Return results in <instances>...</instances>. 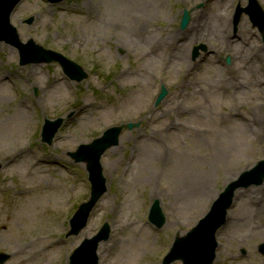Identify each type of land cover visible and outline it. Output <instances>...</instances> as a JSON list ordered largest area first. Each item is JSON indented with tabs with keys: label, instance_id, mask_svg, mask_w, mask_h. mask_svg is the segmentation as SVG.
<instances>
[{
	"label": "rangeland",
	"instance_id": "374dc122",
	"mask_svg": "<svg viewBox=\"0 0 264 264\" xmlns=\"http://www.w3.org/2000/svg\"><path fill=\"white\" fill-rule=\"evenodd\" d=\"M256 1L264 11V0ZM248 3L22 1L11 20L21 43L32 39L36 46L62 54L87 77L76 82L55 62L20 67L17 50L0 43V143L22 144L26 152L16 158L17 149L9 157L0 150L3 264H68L80 243L105 224L110 233L98 246V264L101 245L107 264H161L173 239L264 161V135L253 123L254 108L264 107L263 38L247 15L234 24L237 5L246 9ZM138 5L142 19L129 13ZM184 10L191 11L190 20L180 30ZM148 32L163 44L131 47L130 39L147 41ZM195 47L205 51L199 50L192 61ZM21 103L29 114L23 123L16 116ZM57 119L62 122L51 145L42 143L44 121ZM19 124H24L22 134ZM129 125L134 128H123ZM112 127L123 130L118 144L101 159L106 192L86 226L68 236L72 216L90 197L85 165L70 154ZM155 148V158L148 157ZM182 168L208 183L207 198L179 192ZM250 189L257 191L246 198ZM233 196L216 236L213 264H264L259 252L264 220L258 218L264 212L253 209L264 208V178L263 185H241ZM155 202L165 219L160 229L147 219ZM240 215L246 216L245 223Z\"/></svg>",
	"mask_w": 264,
	"mask_h": 264
},
{
	"label": "water",
	"instance_id": "95a60500",
	"mask_svg": "<svg viewBox=\"0 0 264 264\" xmlns=\"http://www.w3.org/2000/svg\"><path fill=\"white\" fill-rule=\"evenodd\" d=\"M20 1L21 0H0V41H4L18 49L22 65L27 63L57 62L68 75L72 76V78H75L77 81L85 78L84 74L83 76L81 75L80 69L62 55L44 50L36 46L32 41L28 42L26 45L20 43L16 30L10 25L9 21L10 14ZM47 1L49 3H57L63 0ZM262 17H264V14ZM188 21L189 15L187 12H184L180 28L184 29ZM260 27L261 30L264 28L261 24ZM197 53L196 49L193 56L195 57ZM164 95L165 91L163 90L159 95V99H162ZM61 122V120L45 122L42 134L44 142L50 144ZM123 128L130 129L133 128V126L129 125ZM123 128L116 127L108 129L102 137L94 140L89 145H81L78 150L71 155L76 162L86 163L91 185V194L88 202L81 204L72 218L69 235H77L86 226L90 212L100 197L106 192L100 159L107 149L118 144V138ZM263 177L264 161L260 162L251 172L244 174L238 185L234 184L226 188L218 200L214 202L209 213L184 237L175 239L163 264H170L174 261H181L182 264H212L217 246L215 234L225 223L226 212L231 205L234 191L241 188V185L244 187L252 184L258 185L262 182ZM149 220L158 228L164 224V217L158 202H155L152 206ZM108 235L109 227L105 224L95 237L82 242L71 255L69 264H97V247L100 242L108 239ZM4 259L5 256L3 257L0 255V263H2Z\"/></svg>",
	"mask_w": 264,
	"mask_h": 264
},
{
	"label": "bare ground",
	"instance_id": "6f19581e",
	"mask_svg": "<svg viewBox=\"0 0 264 264\" xmlns=\"http://www.w3.org/2000/svg\"><path fill=\"white\" fill-rule=\"evenodd\" d=\"M140 10H143V8L141 7V5H138L137 6V8H134V10L133 11H131V12H129V13H132V14H134L137 18H139V19H142V17L140 18V14H141V12H140ZM145 17H146V15H145ZM110 19H112V17L110 18ZM226 28H229V26H227ZM226 28L224 29L225 31H226ZM224 30H222L221 32L222 33H224L225 34V31ZM149 33V35L151 36L150 37V39L149 40H147V41H144V40H141V39H130L131 41H129V44L131 45V47L132 48H135L136 47V44H137V42H140V44H142V43H145V44H148V43H150V46L152 47V46H155V47H157L158 46V44L159 45H162L163 43L160 41L159 42V40H157V37L156 36H154L153 34H152V32H148ZM148 35V36H149ZM75 40V39H74ZM35 75H38L37 73L35 74ZM125 75V73H123L121 76H124ZM215 83L216 82H213L212 83V85H211V88L215 85ZM215 87V86H214ZM259 96H261L262 97V95H261V92H259V95H258V97H257V99H256V101L257 100H259V99H261V97H259ZM0 100H2V99H0ZM142 103V101H140V103L139 104H141ZM25 105V104H24ZM257 107V106H256ZM19 108L21 109V110H19V111H17V114H16V116H17V119H18V121L19 122H21V123H23L24 121H25V119H26V116L27 115H29L28 113H27V110H24V109H22V103L19 105ZM257 109H258V112H257ZM257 109L256 108H254V110H255V112H254V114H255V117L253 118V123H254V125L256 126V128H255V130L259 133V134H262V135H264V107H262L261 109H259L258 107H257ZM84 110V108L82 107V109H81V111H83ZM241 119H242V122H241ZM16 121V120H15ZM239 122H241L242 123V125H244L245 126V123H247V121L244 119V118H240L239 120H238ZM10 124H11V122H10ZM9 124V125H10ZM8 125V126H9ZM172 127V126H171ZM17 128L20 130V133L22 134L23 133V131H24V124L23 125H21V124H19L18 126H17ZM246 128V127H245ZM17 130V129H16ZM0 134H3V133H1L0 132ZM4 139H5V137H3ZM11 143V145L9 144V143H4V144H2V143H0V150L1 151H6V153H5V156L6 157H9L10 156V152H11V150L12 149H17V152H15L14 153V157H16V158H22L24 155H25V147H24V145H17V146H15L14 145V143H12V142H10ZM24 148V149H23ZM27 151V150H26ZM116 150H111V154H112V152H115ZM158 154V151H157V149L155 148V150H153L152 152H151V154L148 156V157H154V156H156ZM155 158V157H154ZM232 161H237V162H240V159H235V160H233V159H231ZM181 186H179V192L182 194V195H188V194H195V195H198V196H203L204 198H207L208 197V195L210 194L208 191L210 190L209 189V185H208V183L206 182V181H204L203 179H201V178H198V177H193V176H187V170L185 169V168H182L181 169ZM262 185H263V183H262ZM253 191H257V189H250V190H248V191H246L245 192V197L246 198H248V197H250L251 195H254V193H253ZM179 192H178V194H179ZM209 199V198H208ZM263 200H264V198H263ZM249 208V210H253V209H255V214H257V213H260V212H264V208H263V206H261V207H256V208H253V209H251L250 207H248ZM240 217H241V219H242V223H245L246 221H247V218H246V216H244V215H240ZM258 217V216H257ZM260 220H264V214L262 215H259V217H258ZM258 220V219H257ZM99 252H102L101 253V255H100V257H102L101 259H100V261H101V264H107V262H106V257H105V255H104V253H105V250H104V247L101 245L100 246V248H99Z\"/></svg>",
	"mask_w": 264,
	"mask_h": 264
}]
</instances>
